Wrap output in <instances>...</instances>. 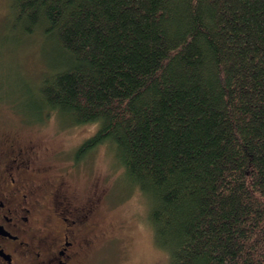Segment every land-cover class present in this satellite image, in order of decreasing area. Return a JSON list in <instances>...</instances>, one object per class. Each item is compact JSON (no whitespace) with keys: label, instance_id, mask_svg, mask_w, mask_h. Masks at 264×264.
Wrapping results in <instances>:
<instances>
[{"label":"trees","instance_id":"16d2710c","mask_svg":"<svg viewBox=\"0 0 264 264\" xmlns=\"http://www.w3.org/2000/svg\"><path fill=\"white\" fill-rule=\"evenodd\" d=\"M9 7L51 65L21 115L96 126L75 163L108 146L169 264H264V0Z\"/></svg>","mask_w":264,"mask_h":264},{"label":"rangeland","instance_id":"374dc122","mask_svg":"<svg viewBox=\"0 0 264 264\" xmlns=\"http://www.w3.org/2000/svg\"><path fill=\"white\" fill-rule=\"evenodd\" d=\"M9 5L10 0H0V140L34 142L53 151L64 148L65 153L59 158L54 157L53 162L61 167L70 165L69 182L74 185L80 200L89 196L95 181L100 180L105 193L98 190L101 201L93 218L97 224L93 233L96 238L83 264H169L167 253L154 241L145 199L134 187L122 182L121 169L108 146L97 148L93 155L75 163L74 148H78L96 126L62 123L54 116L32 122L21 115H26L27 105L20 93V80L29 84V80H39L51 71V65L45 49L37 44L38 40L30 39L29 44L12 43L17 40L9 32ZM10 102L17 103L18 112ZM45 156L46 152L43 153Z\"/></svg>","mask_w":264,"mask_h":264},{"label":"flooded vegetation","instance_id":"af4514ba","mask_svg":"<svg viewBox=\"0 0 264 264\" xmlns=\"http://www.w3.org/2000/svg\"><path fill=\"white\" fill-rule=\"evenodd\" d=\"M47 154L44 160L43 153ZM65 149L0 140V264H83L96 238L100 180L80 200ZM44 160V161H43ZM58 170L60 172H58Z\"/></svg>","mask_w":264,"mask_h":264}]
</instances>
